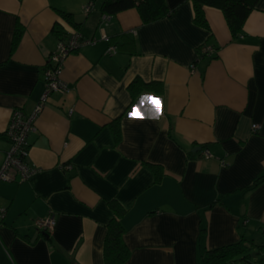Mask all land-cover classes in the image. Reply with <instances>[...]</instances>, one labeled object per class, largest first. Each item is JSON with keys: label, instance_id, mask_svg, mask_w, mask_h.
<instances>
[{"label": "crops", "instance_id": "0c3cea01", "mask_svg": "<svg viewBox=\"0 0 264 264\" xmlns=\"http://www.w3.org/2000/svg\"><path fill=\"white\" fill-rule=\"evenodd\" d=\"M165 1L172 16L144 24L136 9L105 20L101 0L89 13L88 0H0V165L12 111L32 113L45 92L55 26L73 28L59 11L95 40L66 59L69 91L50 95L28 137L37 172L0 182V264H105L112 202L125 210V264H202L208 250L262 238L264 180L252 185L264 175V0L235 40L222 11L206 7L203 29L191 0ZM136 78L160 86L134 101ZM48 215L50 234L34 225Z\"/></svg>", "mask_w": 264, "mask_h": 264}, {"label": "trees", "instance_id": "16d2710c", "mask_svg": "<svg viewBox=\"0 0 264 264\" xmlns=\"http://www.w3.org/2000/svg\"><path fill=\"white\" fill-rule=\"evenodd\" d=\"M95 3L97 0H94ZM194 13V24L203 29H209V24L205 16V8H215L223 12L233 39L239 38L244 31L245 23L250 14L257 8L260 0H191ZM100 13L105 16H114L129 9H136L144 24H150L172 16L165 0H101ZM61 17L73 26V30L80 33V26L73 20V15L68 12L59 11ZM54 30L57 35L63 37L67 32H63L59 25ZM23 29L18 26L13 38L12 50L15 49L22 36ZM157 82H145L141 78L134 79L129 85L132 99L135 101L143 92L159 87ZM116 138L119 137V129H115ZM153 168L156 169L155 166ZM158 173V171L156 170ZM264 180V175L257 178L252 185L257 186ZM111 208L115 216L107 226V235L104 244L105 264H125L131 251L124 241L125 229L119 219L124 214L121 205L112 202ZM203 234L206 232L202 227ZM255 249L264 251V229L262 231V242L257 244L242 238L238 243L222 246L213 250H208L202 257V264H229L237 259L246 260Z\"/></svg>", "mask_w": 264, "mask_h": 264}, {"label": "built area", "instance_id": "2783aa9c", "mask_svg": "<svg viewBox=\"0 0 264 264\" xmlns=\"http://www.w3.org/2000/svg\"><path fill=\"white\" fill-rule=\"evenodd\" d=\"M94 8L95 1L88 0L85 13L91 12ZM103 16L105 20L108 19V16ZM67 33V35L59 39L56 50L47 59L44 71L46 88L35 110L30 114H26L20 108L12 111L9 124L5 131L9 149L5 154L4 161L0 165V182L24 183L37 172V168L32 166L28 161L30 149L28 137L32 132L36 131V119L47 103L50 95L54 93L65 94L69 91L68 84L61 78L66 59L83 45L95 42L94 39H84L79 32L73 29ZM131 33L136 34L135 31H131ZM102 39H106V36H102ZM116 53L117 47L114 45L109 46L106 50V54L108 55H114ZM216 53L215 48L211 46H203L200 49L201 56H213ZM258 128V125H253L254 131ZM205 156L207 158L213 157L208 150H205ZM62 169L72 170L73 166L63 165ZM34 225L38 231L50 234L55 228L56 219L53 215H48L37 219Z\"/></svg>", "mask_w": 264, "mask_h": 264}, {"label": "rangeland", "instance_id": "374dc122", "mask_svg": "<svg viewBox=\"0 0 264 264\" xmlns=\"http://www.w3.org/2000/svg\"><path fill=\"white\" fill-rule=\"evenodd\" d=\"M261 239L254 238L257 244H260L262 242ZM229 264H264V251H259L258 249H255L251 252V256L246 260L237 259L235 260V262Z\"/></svg>", "mask_w": 264, "mask_h": 264}, {"label": "snow or ice", "instance_id": "6c2138e0", "mask_svg": "<svg viewBox=\"0 0 264 264\" xmlns=\"http://www.w3.org/2000/svg\"><path fill=\"white\" fill-rule=\"evenodd\" d=\"M145 101L149 104H152L153 108H155V111L157 112V114H159L160 112V109L156 107V104H155V98L153 97H146L145 98ZM136 111V110H134ZM140 118H143L142 116Z\"/></svg>", "mask_w": 264, "mask_h": 264}, {"label": "water", "instance_id": "95a60500", "mask_svg": "<svg viewBox=\"0 0 264 264\" xmlns=\"http://www.w3.org/2000/svg\"><path fill=\"white\" fill-rule=\"evenodd\" d=\"M199 149V148H198Z\"/></svg>", "mask_w": 264, "mask_h": 264}]
</instances>
